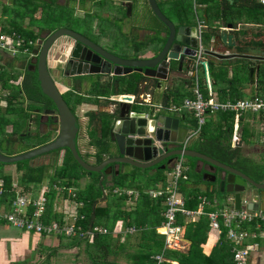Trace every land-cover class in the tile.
<instances>
[{
    "label": "crops",
    "instance_id": "obj_1",
    "mask_svg": "<svg viewBox=\"0 0 264 264\" xmlns=\"http://www.w3.org/2000/svg\"><path fill=\"white\" fill-rule=\"evenodd\" d=\"M108 1H115L123 6L126 10L127 8L121 3L130 2L132 5L131 9H133V2L131 0ZM137 1H139L140 9L143 10L144 0ZM179 1L180 0H156L162 13L168 19H170L177 28L180 26L194 27L196 30L195 38L198 39L205 48L209 46L208 50L214 51L215 54L227 56V58L218 59L215 56L205 54L202 55L201 64L197 66L195 72L197 75L198 87L201 93L205 97L207 96L205 80L208 78L211 83L212 91L216 98H218L219 100H226V96L225 99L224 97L221 98L220 91L224 90V93L229 94V84L227 83V80L231 77H235L236 79H238V81L236 82L237 91H235L237 93V98H234L232 100L248 99L253 96L264 94L257 93V76L253 84L249 79V68L251 65L257 66L258 72L259 69L261 70V68L264 67V4L260 3L259 0H188L189 5L185 7L184 3H181ZM162 7H164V9H166V11L171 14V16H168L163 11ZM149 8L150 7L147 8V12H144V17H142L141 19L138 18L139 22L134 24L125 21L122 16L118 15V13L115 14V18H113V20L116 19V23L121 22V25L125 23L129 26L128 32L124 30L122 33H128V35L126 36H130L129 39L132 42V44L130 45L131 49H129L128 52L125 53V55H122L118 52V54L122 56L121 58L137 59L145 51L146 46L156 40V37L166 38L167 29H165L164 25L159 22L157 17L153 14V11H150L151 9ZM39 10L40 15L41 8H39ZM80 12L83 14L84 12H86V15L89 16L92 13L89 5L80 9ZM128 15H130V13ZM13 20L16 21L15 23L21 25L23 29L31 30L28 26L22 24L23 22H20L16 19ZM9 24L10 21L6 22L4 26H8ZM109 25L110 24L108 22H106L104 25L108 26V28H105V30H103L105 35L103 36V38L107 39L104 44L109 45V41L111 40V43L113 44L112 46H114L113 42L117 40V38L115 34L111 32V28H109ZM228 25H230L231 28H228ZM131 29H133V31ZM220 29L229 33L228 35H230L231 37V45H228L227 41L225 43H222L220 40H217L216 42L213 41L214 37L219 34ZM40 31L42 32L41 27L34 30V32L37 33L38 38L41 34ZM60 43H62L60 46L62 47L65 45V43H67V41L64 40ZM66 45L68 46V44ZM4 60L7 61L5 64L9 69H12L14 65L19 66L24 63V57L22 61L16 63L14 61L15 58L12 59L11 57L6 56V54L0 52V62ZM54 61V57H51L49 60V65L51 67H54ZM205 63H209L211 65V72L209 70V64L203 65ZM221 68L222 70H220ZM193 71H195V69H193ZM199 72H201V76H199ZM176 76L177 77L172 76L167 81L163 82L161 84V87H157L155 84H148L144 87L142 86V88L139 89L140 84H138L137 82H139L140 75L135 72H132L125 77H112L110 83L107 84L108 86L106 87L104 85V88L102 85H96L98 86L96 87L86 84H83L82 88L75 87L76 93L74 94L76 95V98L74 102H72V106L83 108L81 109L82 115L79 118V126L77 124L78 133L76 137V147L80 155H84L88 159L85 161L91 165H98L102 161H105L107 158H109V156H111V146L109 144V135L107 131L109 126L107 122L108 120L105 119V116H107V112L109 110L113 109V105L116 104V102H113L111 100V97L113 95H118L119 97L127 95L133 96L136 99L135 101H143L145 105V107L143 108L145 109L152 110L155 108H164V115L176 118L178 120V126L180 128H185L188 130V133L183 141H173L167 143L168 151H173L176 149H191L194 151H198L225 165L232 166L242 171L256 182L264 183V180L257 181V176L254 173V169H252L253 166L257 167L258 169H260V173L263 174V172L261 171H263L264 169V159L262 158V154L264 153V114L252 112L240 113L238 115L237 122L233 113L208 114L206 116V123L202 127L203 133L201 131L199 134L192 137L186 145H184L185 139L197 127L196 119L191 113L187 112L186 110L174 111L171 108L173 106L180 107L185 99L193 98L195 77L193 76L189 80L183 79L185 77L184 69L181 73H177ZM127 77H132L135 81H137L136 90L128 91L127 85L121 82V80H125ZM116 79L119 81L117 87L114 86V81ZM89 87L90 89H88ZM60 89L61 92L67 90V88L64 86ZM80 95L81 100L79 99ZM83 98L85 99V101ZM120 99L121 98L118 99V102L121 101ZM227 114L233 115V129L229 141L230 149L234 150V152H236L237 154L230 161L227 158L223 159L225 155L220 152V150L223 149L224 145H226V140H224L223 138L226 136V134H224V131L228 125V122H226ZM233 134L238 138L237 142L234 145L232 144ZM104 137H106V141L104 140ZM173 137L181 138L182 136H178V134H175L174 132ZM190 143H197V146H195L196 148L189 147ZM17 153L19 154L22 152H16V154ZM46 156H50V154ZM190 159L195 160L193 170L194 174H196L194 178L196 181L185 184L187 191L196 189L199 193L198 197H204L208 200V202L213 201L215 203H218V201H220L219 199L217 200V198H213L214 195L223 197L224 201L227 203V206H233V198L231 196H219L217 193L210 191V188L212 186V183L209 181V179H211L210 176H206L205 181L202 180V175L210 171V167L207 165V163L201 162L195 158ZM50 163L51 162L47 160L31 166L39 167L48 164L50 166ZM164 163L165 162H162L160 163V165H163ZM158 167L159 166H157V169L155 167L150 169L148 168V170L150 171H148L147 173L146 170L143 171L145 173V177L143 178H150V180L153 181L151 185H144L141 189L124 188L126 190L134 192L130 197L128 196L129 201L126 203L127 206L134 204L130 201L131 198L137 199L138 194H146L148 191H151L162 185L163 181L155 180V177L157 176L156 174L160 171H165L166 173L170 167V164H168V167H166V169L164 170H161ZM187 168L189 171L190 167L187 166ZM217 171H219V169ZM121 173L129 174L127 168H123L121 170ZM165 173L160 175V179L164 180ZM113 177H117L114 171L110 174L107 173V175L104 176L102 183H105V181H109L110 183L111 180H113ZM207 177H209V179H207ZM132 178L134 179L135 177L131 176L129 180H132ZM82 188H84V186L81 187V189ZM102 188L101 190L104 191V188ZM32 189L33 188L30 187V189L28 188L26 191H32ZM113 189L115 190L116 188ZM113 189L112 192L114 191ZM71 190L75 191L74 189ZM119 190H123V188H120ZM208 191L210 193H207ZM136 194L137 197H135ZM207 194H210L211 197H209ZM104 201L100 200L99 202ZM207 206H209V209H212L213 211L214 209L216 210V207L214 205L208 204ZM242 206L246 207V205L244 204H242ZM259 210H262L264 212V207H262V209L260 208ZM72 216L73 215L69 217V215L64 214L65 223H68ZM91 223H93V219L90 224ZM6 224L7 223H2L0 221V264H18L19 262L23 263L25 259L31 257L26 255L30 254L31 251L37 253L39 251L42 252L46 249H49L50 251V249L52 248H55L54 251H56V253L59 252L68 254V261H55L54 264H89L87 256H85L84 253H80L79 247L71 248L76 250V252H72L71 249L67 248L69 246V240L67 242H63L59 240L60 238L58 237H55V240H52L51 237H44L45 242H41L40 236L27 232H24L26 233L25 235L14 237L10 232H8L6 228L10 225ZM113 230L114 229H112L111 231ZM121 230H123L122 225L121 228H116V233L113 235H124ZM219 237L220 236L216 235L215 233H209L208 231L207 240L204 244L201 245L202 254L204 256H209L211 254L213 248L219 241ZM183 240L184 243L181 250H177L180 253H186L190 245V242L186 240L185 237L183 238ZM255 243L257 244V247L256 250L249 256V264H264V233H260L258 235ZM47 253L36 255L32 258V261H37L39 259L37 261V263H39L41 260L46 259L44 257H48ZM165 261H169V264H178V261L176 260H170L169 258L166 260V255ZM125 262V259L120 261V263Z\"/></svg>",
    "mask_w": 264,
    "mask_h": 264
},
{
    "label": "water",
    "instance_id": "obj_2",
    "mask_svg": "<svg viewBox=\"0 0 264 264\" xmlns=\"http://www.w3.org/2000/svg\"><path fill=\"white\" fill-rule=\"evenodd\" d=\"M148 3L153 14L167 29V34L166 38L157 37L152 44L147 45L145 51L137 59H124L97 48L86 37L66 28L57 29L41 37L40 48L34 51V55H36L35 70L42 94L54 105V110H48V112L56 117L57 136L52 142L16 155H5L0 152V163L12 164L30 160L58 149L68 150L76 163L88 174H100L99 185L102 188L101 183L107 173L110 174L114 171L116 175H119L121 170L127 166L142 170L153 167L157 169L161 162L165 163L158 168L164 170L173 161L170 157L185 156L207 163L210 171L202 175V180L205 181L206 176H210L209 181L212 183L210 191L217 192L218 190L221 194L231 196L235 209H239L242 204L246 205L247 209H262L264 207V183L256 182L242 171L225 165L204 153L191 149L168 151L167 143L183 141L188 130L180 128L176 118L164 115V108L148 110L143 108L145 105L141 101L129 104L127 102L131 100V97L127 95L122 97L113 95L111 100L116 104L113 105L112 110L107 112L111 156L98 165H91L78 152L76 118L47 71V53L59 38L67 36L73 40L70 49L64 50L68 59L64 61V75L84 77L83 84L89 86L102 85L104 88L108 86L112 77H125L132 72L141 74L142 78H149L150 82L152 81L151 84L154 83L157 87H161V84L172 76L177 77L176 74L181 73L183 69L185 74L183 79L189 80L193 77V63L198 46L195 28L191 26L177 28L161 12L156 0H148ZM121 4L127 8V14H129L131 3L122 2ZM228 28L231 26L228 25ZM228 34L220 29L213 41L220 40L222 43L227 41L228 45H231V37ZM208 49L206 48L204 51L205 55L215 56L218 59L227 58V56L215 54L214 51ZM205 65L208 64L205 63ZM257 72L258 67L251 65L249 79L252 84ZM130 80L134 79L127 77L121 82L127 85ZM118 83L119 81L115 80L114 86L117 87ZM137 83L140 84L139 89L146 86L141 78ZM119 98L121 101L118 102ZM174 132L182 137H173ZM218 169L219 171H217ZM102 193L101 201H104L105 193L104 191Z\"/></svg>",
    "mask_w": 264,
    "mask_h": 264
},
{
    "label": "trees",
    "instance_id": "obj_3",
    "mask_svg": "<svg viewBox=\"0 0 264 264\" xmlns=\"http://www.w3.org/2000/svg\"><path fill=\"white\" fill-rule=\"evenodd\" d=\"M14 1L15 5L18 0H11ZM23 1V0H22ZM181 3L183 1L188 2V0H180ZM191 1V0H189ZM39 9V7H38ZM44 9H41V13ZM16 21H10V24L8 26H4L6 28H2L5 31L8 32H16L20 34L26 42L32 41L34 42L38 36L37 33H35L32 30H26L21 27V25L15 23ZM42 28V27H41ZM43 29V28H42ZM32 46L29 47L31 49ZM209 64V63H208ZM0 65V91H8L9 95L8 97H4L7 106L5 109L0 108V120L1 118L5 119L6 114L13 115V117L17 116L18 118H22L21 112L24 110L23 107H15L16 103L14 102L15 97L18 98L21 97V94H24L26 99L29 101V104L27 106L28 110H32L35 108V105H33L36 101H42L39 96L41 95L43 98H46L40 89L39 82L37 80V74L36 73H26L27 80L22 85L23 89H21L18 85H15V81L18 79V75L14 73H10L5 71ZM209 70L211 72V65L209 64ZM222 70V68L220 69ZM238 79L235 77H231L227 80V83L229 84L228 92L229 94L224 93V90L220 91L221 98L225 96L227 99H234L237 98V91L236 89V82ZM136 82L135 80H130L127 83V90H136ZM257 93H264V67L259 69L258 75H257ZM39 95V96H38ZM47 99V98H46ZM31 102V103H30ZM47 105L44 104L43 108H46ZM18 108H21L22 111H19ZM3 114H2V112ZM2 115V116H1ZM23 115V114H22ZM21 116V117H20ZM28 118V115L25 114L23 116L24 118ZM228 122V125L225 129L226 136L223 138L226 140V145H224L223 149L220 150L221 153L225 155L223 159H228L229 161L234 158L236 152L234 150L230 149V141L232 135V129H233V115L227 114L226 116ZM13 119L6 120L11 124ZM4 121V120H2ZM18 122L14 121V126L17 127ZM196 127V126H195ZM202 133L203 130L201 129ZM200 131V132H201ZM15 132L11 133L8 136L9 138L14 134ZM6 138V137H5ZM2 139H0L1 141ZM206 148V147H204ZM219 150V149H218ZM236 150V148H235ZM16 152H9L8 154L13 155ZM66 153H69L71 158L73 159L72 155L68 150H66ZM214 157V156H213ZM74 160V159H73ZM76 163V161L74 160ZM77 164V163H76ZM1 165H6L3 163H0ZM71 164L67 162V160L64 159L62 161V164L59 167H56L54 173L49 175L48 172L49 166L42 165L35 168V172L31 173L29 172V175L21 174V179L19 182V185L22 186L25 191L32 186H38L41 187L44 185V181L47 178H50V182H48V185L50 187V191L47 194L48 198V208H47V217H45V222L49 223L52 220L57 221L58 223H65L64 214L61 213L52 215V204L54 202H59V198H56V195L59 194L63 198V200H68V205H73L77 208V211L72 212L71 210L67 211L66 214L79 217L80 215L84 216L83 220H79L81 227L83 229L88 228L90 225V222L93 219V226H101L104 228H107L108 230H112L116 227V224L122 225V228H128V227H135L137 229V232L133 235L128 234H119V235H102V234H94L92 237V240L90 241L88 238L81 239V238H66L68 243V249L79 247L80 253H84L85 256H87L89 260V264H155L154 260L152 259V256L158 254L161 252L163 248V238L157 233V227H159L162 216L161 213L164 209L162 204V198L159 199H151L146 194H138V198L134 199V204L127 206L126 203L129 201V198L122 194L121 196L113 195L110 199V202H107L108 198L106 196V205L104 207H98V200L102 197V190L100 188L99 177L100 174L98 173H91L89 175L95 174L96 177L92 180L91 183H88L84 186L81 190L77 191H71L70 189H73L72 186H75L71 182V178H68L67 169L69 168ZM78 165V164H77ZM232 165V164H231ZM79 166V165H78ZM2 168H0L1 170ZM254 169V173L257 176V181H263L264 180V169L263 174L260 173V169L257 167H252ZM84 170V169H83ZM87 172V171H86ZM88 173V172H87ZM131 176L126 173H120L117 175V177H113V180H117L119 177L123 180H128ZM188 177V175H187ZM68 178V179H67ZM0 179L4 182V199L6 200V197L12 198L14 196V193H11V186L13 183V179L11 175L8 174H0ZM67 182H64L66 181ZM155 180H161L159 177ZM189 177L186 181H183L180 183V192L186 199V205L185 207L191 210H194L197 208L199 204L198 195L196 189L188 190L185 186L186 183H189ZM104 182L102 183L103 187ZM53 185H56L57 187H62V190L57 192ZM125 188L123 185L121 187H116V189ZM128 189V188H127ZM71 192H69V191ZM114 190V189H113ZM24 192V191H23ZM207 193H210L209 191ZM75 195L72 197V195ZM212 194V193H211ZM208 195V194H207ZM224 200L223 197H220ZM133 199V198H132ZM218 200V199H217ZM220 200V199H219ZM82 201L83 205L82 207H77L78 203ZM211 205H214L216 207V210H221L223 207L217 206V202L214 204L213 201H210ZM217 204V205H216ZM227 206V205H226ZM215 210V209H214ZM141 212L142 215L140 217L134 218L133 214H136L138 212ZM204 211L210 212L213 211L212 209H209V206H205ZM1 221V220H0ZM70 221V220H69ZM2 223L4 221H1ZM6 223V222H4ZM244 228L251 231L253 228V225H244ZM209 231V220L206 215L200 216L197 221L189 222L186 224L185 228V239L190 242L188 251L186 253H180L178 251H167L165 253L166 260L169 258L170 260H176L178 261V264H234L233 262V255H232V245L230 242L226 240V231L225 229H222V233L219 237V241L217 242L216 246L213 248L211 254L209 256H204L202 254L201 245L204 244L207 240V235ZM59 240L63 241L65 237H58ZM48 260L50 258H47ZM125 259V263H120L121 260ZM163 264H169V261H165Z\"/></svg>",
    "mask_w": 264,
    "mask_h": 264
},
{
    "label": "built area",
    "instance_id": "obj_4",
    "mask_svg": "<svg viewBox=\"0 0 264 264\" xmlns=\"http://www.w3.org/2000/svg\"><path fill=\"white\" fill-rule=\"evenodd\" d=\"M259 2L264 4V0H259ZM2 28L0 27V52L9 55L12 59L19 55H28L31 49L37 45L35 41L26 42L20 34L14 31L8 32ZM30 46H32L31 49H29ZM201 53L202 48L199 45L193 66V69H195L193 71V76L195 77L193 98L185 99L180 107L173 106L171 108L174 111L186 110L196 119L197 127L185 139L184 145L192 137L200 133L206 123V116L208 114L233 113L236 122L240 113L252 112L264 114V94L248 99L219 100L214 95L208 78L205 80L207 91V96L205 97L198 87L197 75L195 73L197 66L202 61ZM237 140V136L233 134L232 144L234 145ZM187 171L188 168L185 165L184 156H179L165 173L162 185L146 193L152 199L162 198L164 207L161 213L162 221L156 229L157 233L163 238V248L160 253L152 256L154 263H164L167 251L181 250L184 243L183 238L186 224L196 221L202 215H206L209 220V233H215L220 236L222 229H225L226 240L232 245L231 252L234 264H249V256L257 247L255 240L260 233L264 232V212L262 210L247 209L245 206H241L239 209H235L233 206H225L221 210L206 213L204 208L210 202L201 196L198 197L200 202L196 209L191 210L186 208V199L180 192V183L188 179ZM53 188L57 192L62 190V187H57L56 185H53ZM11 190L14 196L12 198L6 197L5 200L4 194L6 191L4 189V182L0 179V220L18 230L43 237L88 238L90 241L94 234L107 235L109 233H116V228L110 231L107 228L93 225H89L88 228L83 229L79 222V220L84 219L83 215L79 217L72 216L68 223L61 224L55 220L46 223L45 217L48 216V198L46 193L50 191L48 185H42L37 192H32L24 191L22 187H19L13 181ZM113 193L118 196L124 194L130 197L134 192L126 189H115ZM74 196L73 194L72 197ZM135 197H137V194ZM64 201L66 203H62L61 207H57L58 209L62 208V212H56L57 208L55 205L57 202L52 204V214H66V211H68L66 207L69 203L67 199ZM213 203L215 204V202ZM77 205L79 208L82 207L80 203ZM244 225H253V228L249 231L244 228ZM121 231L124 234L133 235L137 232V229L135 227H128Z\"/></svg>",
    "mask_w": 264,
    "mask_h": 264
},
{
    "label": "rangeland",
    "instance_id": "obj_5",
    "mask_svg": "<svg viewBox=\"0 0 264 264\" xmlns=\"http://www.w3.org/2000/svg\"><path fill=\"white\" fill-rule=\"evenodd\" d=\"M133 2V9H131L130 15L127 14V10L121 6L119 3L115 2V1H108V0H18L16 2V5L14 3V1L12 2L11 0H0V27H4V25L6 24V22L11 21L13 19H16L20 22H23L22 24H24L25 26H28L32 31H34L36 28L42 27L43 29H61V28H67L70 27L74 30L77 31H81L83 32V30H85V28H88L87 30L92 32V28L93 26H95L97 23H99L100 27L102 25V30H105V28H108V26H104L106 22H108L109 28H111V32L113 34H115L116 38L118 39V46H115V48H117L116 51H118L119 53H121L122 55H125L126 52H128L129 49H131L130 45L132 44V42L130 41L129 37L126 36L127 34H123L121 31V22L120 23H116V19L113 20V18H115V14L118 13V15L122 16V18H124L125 21L127 22H131L132 24L134 23H138V15L140 13V11H142L140 9L139 6V1L137 0H131ZM181 2V1H179ZM144 9L143 11L147 12V8L149 6L148 0H144ZM185 7H187V5H189V2L183 1ZM87 5H89L92 13L91 15H85L83 13L80 12V9L86 7ZM39 8L44 9L42 11V13L39 15ZM163 8V11L168 15L171 16V14L166 11V9ZM89 9V8H88ZM150 9V8H149ZM191 10V9H190ZM151 11V10H150ZM150 13V12H148ZM152 13V12H151ZM3 16V17H2ZM102 17V18H101ZM6 21V22H3ZM157 21V20H156ZM158 22V21H157ZM159 23V22H158ZM92 27V28H90ZM41 28V30H43ZM96 28V27H95ZM85 32V31H84ZM108 32V31H107ZM96 34H101V30L99 29H93L92 32V36H95V38L100 39V35H96ZM105 36L104 34L101 35ZM63 39L66 38H61L59 40V42H57L53 47H55V49L59 52L60 49V42L63 41ZM67 40V39H66ZM39 41V38H38ZM51 53V52H50ZM9 57V55H6ZM23 56L19 55L15 58V62H20L22 61ZM7 61H1L0 65H2V67L4 69H6V73L10 72V73H14L17 74L19 76V78L15 81V85H18L21 89H23V84L24 81L22 79V75L21 72L19 70V66L18 65H14L12 69H9L8 66H6ZM15 64V63H14ZM49 73L51 75V77L53 78V80L56 83H61L63 84L61 81L60 77H57L54 75V71L53 69H48ZM199 76H201V72H199ZM64 78V76H63ZM222 80V79H221ZM193 81V79H192ZM23 83V84H22ZM96 86V85H95ZM98 87V86H96ZM90 89V87L88 88ZM9 92L8 91H0V108L5 109V107L7 106V103L4 99V97H8ZM39 96V95H38ZM41 96V95H40ZM64 99L68 102V104L71 105L72 102H74L76 95L74 94V92H72L71 90H69L68 92H66V94L63 95ZM25 94H24V90L23 93L21 94V97H15L14 99V103H16L15 107H24L27 108L28 106V100L25 99ZM86 98V97H85ZM18 99V101L16 102V100ZM81 100V97L79 98ZM84 99V98H83ZM85 101V99H84ZM72 106V105H71ZM73 111L77 117V119H79L82 115V107H75L72 106ZM71 108V109H72ZM19 111H22L21 108H18ZM2 112V111H1ZM3 114V112H2ZM22 114H24L23 112H21V116ZM28 115V113H26ZM2 116V115H1ZM20 116V117H21ZM29 116V115H28ZM13 119L14 120L11 122V124L9 122H7L6 120L8 119ZM108 116H105V119H108ZM4 120V121H2ZM19 120H21V118H18L17 116L13 117V115H9L6 114L5 119L1 118L0 120V139H3L5 137H8V135H10L11 133L15 132H21L22 127L19 129L16 126H14V121L19 122ZM104 120V119H103ZM17 124H21V122L17 123ZM19 130V131H18ZM11 132V133H10ZM49 136V135H48ZM27 138H29V136L25 137V139H23V142L21 144L18 145V143H14V145L12 144L10 146V148L8 149V147H4V145H1V149L2 150L1 153L6 154L9 152H19L22 151L26 148H28V146L30 144H39L41 143L45 138H43L42 136H38L35 137L33 139V141H30V139L28 140ZM48 138V137H47ZM46 138V139H47ZM104 140L106 141V137H104ZM193 142V141H192ZM1 143V142H0ZM197 146V143H190L189 147H195ZM196 148V147H195ZM18 154V153H17ZM84 160H88L84 155L81 156ZM262 158L264 159V153L262 154ZM50 159V166L49 164L47 166H49V172L48 174L52 176V174L54 173L53 170H55L56 167H59L62 164V161L67 160L68 164L70 163L71 165L69 166V168L67 169V174H68V178H71V182L72 184H74L75 186H72L73 189H76L77 191H79L81 189V187L87 185L88 183H91L92 180L96 177L95 174L93 175H89L85 170H83L80 166H78L74 160L71 158V156L69 155V153H65V155H63V151H60V153H54L53 155L50 156H46V154L37 156V158H32L30 160H24V161H20V162H16V163H12V164H6V165H1L0 168H2L0 170V174H8L11 175L14 179V181L18 184L20 182L21 179V174H26L29 175V172L34 173L36 166L32 167L31 165H35V164H39L41 162L47 161ZM194 163L195 160L190 159L188 157H186V166L190 167V170L187 171V175L189 177V181L193 182L196 181L194 178L196 176V174H194ZM61 167V166H60ZM129 167V166H127ZM131 172H133L136 177L132 180H123L120 177L117 180H111V182L109 183V181H105V183L103 184V188H104V193L105 196H107L108 200L107 202H110L112 199V189L116 188V187H121V185H123L125 188H139L141 189L144 185H151L152 184V180H150V178H143L145 177V173L143 171H139V169H135V168H131ZM165 171H160L158 172L155 177V179H157V177L161 178L160 175L164 174ZM129 175H131V173L129 172ZM67 178V179H68ZM101 178L99 177V180ZM143 179V180H141ZM143 181V182H141ZM48 182H50V178L45 179L44 181V185H48ZM64 182H67L64 181ZM19 187H22L18 184ZM39 186V185H38ZM32 192H37L39 190V187L37 186H32ZM79 189V190H78ZM134 190V189H133ZM72 191V190H71ZM218 192V190H217ZM215 192V193H217ZM219 196H222L221 193H217ZM209 197H211L210 194H208ZM56 198H59V202H57V204L55 205L56 208L57 207H61L62 203H66L63 198L60 196H57ZM213 198H217L220 199V201H218V205L219 207H223L225 206L227 203L220 197L214 195ZM102 199V197L98 200V207H104L106 205V201L104 202H99ZM131 202H135L134 199L131 198L130 200ZM83 203L82 201H80V206H82ZM69 211L71 210L72 212L77 211V208L74 207L73 205H68L66 207ZM62 208L56 210V212H62ZM142 215V213L139 211L136 214H133L134 218L140 217ZM7 225V224H6ZM118 228H121V225H116ZM8 232L11 233L12 236L14 237H19L21 235H25L26 233H24V231L22 230H17L16 228H12V226L10 227H6ZM264 233V232H263ZM31 235V234H29ZM36 236V235H34ZM52 240H55V237H51ZM40 241L41 242H45V238L43 236H40ZM67 242V239H63V242ZM55 248L50 249H46L42 252H30V254H26L28 256L27 259H25V261L23 263H18V264H54L55 261L58 262H66L67 260V253H56V251H54ZM72 252H76V250L71 249ZM49 251V252H48ZM58 251V250H57ZM48 252V253H47ZM45 254L47 253L48 257H44L46 259L41 260L39 263H37V261H32V258L35 257L38 254ZM51 258V259H47V258Z\"/></svg>",
    "mask_w": 264,
    "mask_h": 264
},
{
    "label": "flooded vegetation",
    "instance_id": "obj_6",
    "mask_svg": "<svg viewBox=\"0 0 264 264\" xmlns=\"http://www.w3.org/2000/svg\"><path fill=\"white\" fill-rule=\"evenodd\" d=\"M84 14L86 15L87 13L84 12ZM142 17H144V11L143 10L140 11V13L138 15V18L141 19ZM128 27L129 26L124 23L123 25H121V31L123 32L125 30L126 32H128V30H129ZM88 28H85V30H83V32L74 30V29H72L70 27H67L66 29H69L71 31H75V32L79 33L80 35L86 37V39H88L92 44H94L95 46H97V48L104 49L105 51H108L111 54H114L116 56L122 57V56H120L118 54V51H116L117 48H115V46H118V42H117L118 39L113 42L115 46H112L113 44L111 43V40H110L109 41V45L110 46H109L108 44H104L107 41V39L103 38V36L101 37V35L104 34V31L101 29L99 23H97L95 26H93V28L92 27H90V28H92V32H93V29H96V30L99 29V30H101V34H96V35H100V39H97V38H95V36H92V32H90V31L87 30ZM43 30H44V33H43ZM43 30H42V32L40 31L41 34L39 36V41L37 39L35 40V42H37V45L34 48L31 49L30 53L28 55H21V56L24 57V61H23L24 63H22L21 65H19V70L21 72V75H22L21 77H22L24 83L27 80L26 73H36V70H35V66H36V58L35 57H36V55H34V51L36 49L39 50V48H40L39 47V43H40L41 37H43V36H45V35H47L49 33H52L53 31L57 30V28L56 29H48L47 28V29H43ZM131 30L133 31V29H131ZM61 38H66L67 40L66 39H63V41L65 40V41H67V43H65L64 46L60 47L59 52L55 49V47H51L50 48V50L47 53V71L49 73V70L48 69L51 68V69L55 70L54 71V75L61 78V80H62L61 82L63 84H61L60 82L59 83H56L53 80V78L51 77L50 73H49V75L52 78L54 84L56 85L57 89L59 90V93L63 97V95L66 94V92H68L69 90H71L72 92L76 93L75 87L76 88H82L83 87L84 77H68V76H65L64 75V72H65L64 61H67L68 60L66 58L67 57V54L64 53V50L67 49V48L70 49V46L72 45L73 40L70 37H67V36H63ZM61 38H59L57 40V42H59V40ZM61 44L62 43H60V45ZM66 44H68V46ZM150 44H152V42L149 43L148 45H150ZM51 57H54V60H55L54 61L55 62L54 63V67H51L49 65V60H50ZM69 72H70V69H69ZM139 75H140V78L143 79V81L146 83V85L151 84L152 81L150 82L149 78H142V75L141 74H139ZM63 76H64V78H63ZM80 81H82V82H80ZM151 85H154V83L151 84ZM63 86L66 87L67 90L61 92L60 91L61 90L60 88L63 87ZM80 97H81V95H80ZM39 98H41L42 101H40V102L39 101H36L33 104V105H35V108L34 109L28 110L27 108H24L23 107L24 110L22 112L24 114L22 115L21 120H19V122H21V124L20 125L19 124H16L18 126L17 128L20 129L22 127L21 132L14 133L9 138V140H8V137L3 138L0 141L1 142L0 143V152H2V150H4V149H1V145H4V147H8V149H9L12 144L14 145V143H18V145L21 144L23 142V139H25V137H27V136H29V138H27V139L28 140L30 139V141H33V139L35 137H38V136H40V137L42 136L45 139L41 143H39V144H33L32 143V144H30L28 146V148H26V149H24L22 151H19V152L29 151L30 149H33V148H36V147L41 146L43 144L52 142L55 139V137L57 136V129H58L57 128V123H56V117L55 116H52L48 112V110H52V111L54 110V105L51 102V100H49L47 97H46L47 99L46 98H43L42 96H39ZM63 99H64V97H63ZM17 101H18V99L16 100V102ZM65 102L68 104V102L66 100H65ZM133 102H136V101L134 100ZM141 102H143V101H141ZM28 104H29V101H28ZM44 104L47 105L46 108H43L44 107ZM71 105H72V103H71ZM71 105L68 104L70 110L72 111V113L74 114V116L76 118L75 125L77 126V124H78V126H79V119H77V117H76V115H75V113H74L73 108H72ZM26 113H28L29 116H28V118L25 117L23 119V116H25ZM60 151H63V155H65L66 151L63 150V149L55 150L53 152L47 153L46 155H48V154L53 155L54 153H57V155H58V153H60ZM5 155H10V154L6 153ZM171 159H173V158H171ZM49 161H50V159H49ZM159 166H160V164H159ZM131 168H135V167H130L129 166V167H127V171L130 172L131 175H133V177H136V175L133 172H131ZM135 169H138V168H135ZM144 170H146V173L148 171H150L148 169H143V170L142 169H139V171H144ZM207 179H209V177H207ZM225 195L226 194H222V196H225Z\"/></svg>",
    "mask_w": 264,
    "mask_h": 264
},
{
    "label": "clouds",
    "instance_id": "obj_7",
    "mask_svg": "<svg viewBox=\"0 0 264 264\" xmlns=\"http://www.w3.org/2000/svg\"><path fill=\"white\" fill-rule=\"evenodd\" d=\"M198 40V39H197ZM199 45L201 46V48H202V53H201V57H202V55L204 54V51L206 50V48L200 43V41L198 40V46H197V50H196V53H195V57H196V54H197V51H198V48H199ZM205 48V49H204ZM209 48V46H207V49ZM195 57H194V61H195ZM193 65H194V63H193ZM131 97V100L129 101V102H127V101H125V102H127V103H133V101L134 100H136L135 98L134 99H132V97L133 96H130ZM57 128H58V126H57ZM53 152V151H52ZM16 155V154H15ZM179 156H177V157H175V158H173V161H171L170 162V165L174 162V160L175 159H177ZM184 159H185V156H184ZM165 179V178H164ZM49 186V185H48ZM40 189V188H39ZM56 214V213H55ZM55 214H52V215H55ZM124 229V228H123ZM111 231V230H110ZM113 235V234H112Z\"/></svg>",
    "mask_w": 264,
    "mask_h": 264
}]
</instances>
